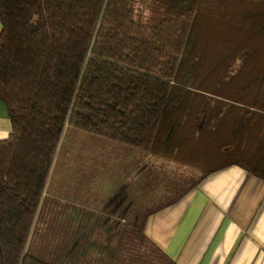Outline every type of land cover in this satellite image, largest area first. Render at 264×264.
Masks as SVG:
<instances>
[{"label": "trees", "instance_id": "1", "mask_svg": "<svg viewBox=\"0 0 264 264\" xmlns=\"http://www.w3.org/2000/svg\"><path fill=\"white\" fill-rule=\"evenodd\" d=\"M0 24V264H175L135 218L94 253L89 210L57 260L32 252L67 126L201 178L238 166L264 181V0H0ZM128 199L121 186L108 202Z\"/></svg>", "mask_w": 264, "mask_h": 264}, {"label": "crops", "instance_id": "2", "mask_svg": "<svg viewBox=\"0 0 264 264\" xmlns=\"http://www.w3.org/2000/svg\"><path fill=\"white\" fill-rule=\"evenodd\" d=\"M10 130L0 101V140ZM116 191L107 187L100 206L88 208L94 215L88 234L94 253L115 244L133 215L142 234L175 264H264V181L238 166L211 173L179 197L145 210L133 207L135 193H129V207L125 201L109 204Z\"/></svg>", "mask_w": 264, "mask_h": 264}, {"label": "rangeland", "instance_id": "3", "mask_svg": "<svg viewBox=\"0 0 264 264\" xmlns=\"http://www.w3.org/2000/svg\"><path fill=\"white\" fill-rule=\"evenodd\" d=\"M146 15L138 10V18L145 20ZM201 176L188 166L67 126L45 183L29 246L39 258L57 260L76 232L72 230V217L86 220V210L100 206L107 187L116 191L122 186L128 194L135 193L133 207L145 210L168 197H179ZM125 178L127 181L120 185Z\"/></svg>", "mask_w": 264, "mask_h": 264}]
</instances>
